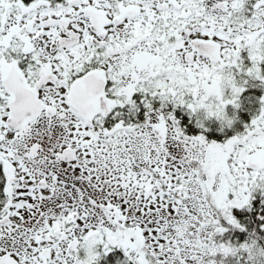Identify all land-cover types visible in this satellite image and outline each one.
I'll return each mask as SVG.
<instances>
[{
	"label": "snow or ice",
	"instance_id": "1",
	"mask_svg": "<svg viewBox=\"0 0 264 264\" xmlns=\"http://www.w3.org/2000/svg\"><path fill=\"white\" fill-rule=\"evenodd\" d=\"M0 264H264V0H0Z\"/></svg>",
	"mask_w": 264,
	"mask_h": 264
}]
</instances>
